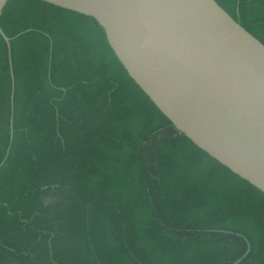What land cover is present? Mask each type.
<instances>
[{
  "label": "trees",
  "instance_id": "trees-1",
  "mask_svg": "<svg viewBox=\"0 0 264 264\" xmlns=\"http://www.w3.org/2000/svg\"><path fill=\"white\" fill-rule=\"evenodd\" d=\"M215 1L264 44V0ZM0 26V264H231L245 238L238 264H264V192L174 128L94 18L7 0Z\"/></svg>",
  "mask_w": 264,
  "mask_h": 264
},
{
  "label": "water",
  "instance_id": "water-1",
  "mask_svg": "<svg viewBox=\"0 0 264 264\" xmlns=\"http://www.w3.org/2000/svg\"><path fill=\"white\" fill-rule=\"evenodd\" d=\"M45 1L94 18L128 75L174 128L264 192V44L215 0ZM6 2L0 0V14ZM0 36L12 110L13 38L1 26ZM245 241L246 251L231 264L247 256Z\"/></svg>",
  "mask_w": 264,
  "mask_h": 264
}]
</instances>
